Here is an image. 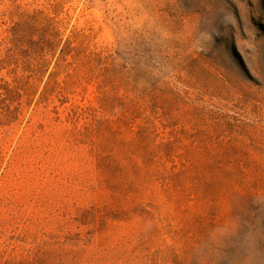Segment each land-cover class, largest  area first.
<instances>
[{
    "label": "rangeland",
    "instance_id": "obj_1",
    "mask_svg": "<svg viewBox=\"0 0 264 264\" xmlns=\"http://www.w3.org/2000/svg\"><path fill=\"white\" fill-rule=\"evenodd\" d=\"M0 264H264V0H0Z\"/></svg>",
    "mask_w": 264,
    "mask_h": 264
},
{
    "label": "trees",
    "instance_id": "obj_2",
    "mask_svg": "<svg viewBox=\"0 0 264 264\" xmlns=\"http://www.w3.org/2000/svg\"><path fill=\"white\" fill-rule=\"evenodd\" d=\"M18 27L19 23L18 22H13L12 25H10L7 29V32L10 33L12 38H16L18 36Z\"/></svg>",
    "mask_w": 264,
    "mask_h": 264
}]
</instances>
